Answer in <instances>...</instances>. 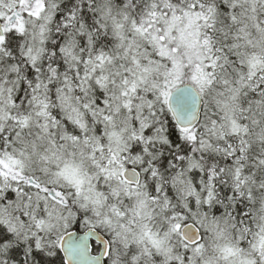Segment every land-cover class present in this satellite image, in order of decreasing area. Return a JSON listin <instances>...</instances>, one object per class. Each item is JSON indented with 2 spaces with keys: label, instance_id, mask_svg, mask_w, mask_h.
I'll return each mask as SVG.
<instances>
[{
  "label": "snow or ice",
  "instance_id": "6c2138e0",
  "mask_svg": "<svg viewBox=\"0 0 264 264\" xmlns=\"http://www.w3.org/2000/svg\"><path fill=\"white\" fill-rule=\"evenodd\" d=\"M0 264H264V0H0Z\"/></svg>",
  "mask_w": 264,
  "mask_h": 264
}]
</instances>
